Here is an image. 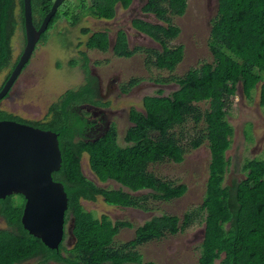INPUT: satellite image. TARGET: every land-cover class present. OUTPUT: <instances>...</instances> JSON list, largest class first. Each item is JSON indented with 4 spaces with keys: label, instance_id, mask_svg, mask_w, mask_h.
<instances>
[{
    "label": "trees",
    "instance_id": "16d2710c",
    "mask_svg": "<svg viewBox=\"0 0 264 264\" xmlns=\"http://www.w3.org/2000/svg\"><path fill=\"white\" fill-rule=\"evenodd\" d=\"M132 1L89 0L88 3L81 0L76 13L64 11L63 2L47 30L62 17L73 25L86 16L111 19L116 15L118 4L128 7ZM31 2L33 21L39 27L54 0ZM18 6L26 44L24 0H0V74L9 69L0 89L20 57L13 60L12 37L18 25ZM186 7L187 0H148L143 11L156 14L160 22L138 18L134 24L162 48L145 49L138 45L131 48L125 31H119L114 52L126 57L143 52L147 56V65L174 71L184 57V46L169 45V40L181 32V28L172 22L171 15L183 14ZM47 30L39 41L45 38ZM109 43L108 32L98 31L88 38L86 45L107 50ZM210 48L214 57L212 62L190 68L183 76H170L169 79L179 83L178 89L167 95L162 94L163 89L158 90V95H147L144 112L132 108L133 125L126 131V145L119 144L115 124L97 140L84 134L88 125L87 112L81 111L79 104L93 101L97 89L83 51L86 83L62 93L50 106L47 118H23L2 108L0 101V119L16 120L58 133L63 162L61 168L53 172V177L64 184L69 198L68 213L72 212L76 218L75 244L69 248L61 242L58 249L50 248L24 228L21 220L24 196L12 194L0 198V215L8 224L0 227V264H19L31 259H36L38 264H157L144 261L137 247L168 234H177L196 222L205 224L200 264H216L217 260L218 264H264V159L247 158L242 166L247 175L225 183L231 165L227 150L231 148L234 127L226 118L229 108L225 106L224 90L220 86L222 83L236 86L242 82L245 94L252 97V91L262 80L264 0H219ZM156 80L165 82L168 78L157 77ZM202 100H210V106L205 110L198 105ZM261 103L264 105V83ZM189 120L196 126L203 122L204 126L190 141L183 142L182 130L177 128L181 129ZM207 140L212 149V161L206 195L200 206L189 209L182 217L168 213L154 215L136 227L134 238L120 242L115 239L116 235L121 228L132 227L133 223L113 220L107 214L99 218L81 203L82 198L97 200L103 195L109 204L149 209L146 203L150 197L169 201L182 196L187 190L186 184L178 185L159 177L149 170V165L163 161L182 162L190 147L197 148ZM84 152L90 155L91 167L102 182L112 178L122 186L103 187L88 178L81 166ZM256 163L260 165L257 176L249 170L250 165ZM143 189L152 190L133 193Z\"/></svg>",
    "mask_w": 264,
    "mask_h": 264
},
{
    "label": "rangeland",
    "instance_id": "374dc122",
    "mask_svg": "<svg viewBox=\"0 0 264 264\" xmlns=\"http://www.w3.org/2000/svg\"><path fill=\"white\" fill-rule=\"evenodd\" d=\"M85 1L89 3V0ZM147 1L133 0L132 5L130 4L128 7L119 5L117 14L111 19L86 16L73 25L67 18H60L57 24L47 30L45 38L37 43L29 63L14 83L10 95L1 101V107L29 120L47 118L50 106L57 101L62 93L68 89H77L82 86L86 72L82 65L84 57L80 51H86L92 60L90 66L102 76L103 94H107L109 82L117 78L115 87L108 97L111 102L110 108L114 110L112 120L117 127V140L119 144L126 145L125 134L131 125L130 108L144 110V99L147 95H158L159 89H163L162 94L167 95L180 87L176 80L169 79L170 76H183L190 68L200 67L214 59L210 40L213 18L218 12L219 0H187V7L183 14L171 15L172 22L181 28V32L177 37L169 40V45L182 44L184 46V57L172 72L167 69H159L152 64L147 65L145 53L138 52L133 57H120L113 53L112 49L102 51L99 48L87 47L88 38L95 32H108L114 41L118 32L124 29L129 35L131 47L138 45L145 49H161L162 46L159 42L149 35L139 32L134 24V20L138 18L154 23L160 22L156 14L143 11L142 7ZM79 3L81 0H65L61 6L64 11L69 10L76 13L80 9ZM16 13L18 25L12 37L13 60L21 55L25 46L20 6L16 8ZM74 61L78 64H72ZM95 61H99V63H95ZM8 71L9 69L0 74V86L5 81ZM261 75L262 80L252 91V97L245 94L242 82H238L236 86L220 84L224 90L225 106L229 108L226 118L234 127L231 148L227 150L231 165L225 183H231L234 179H241L247 175L242 169L247 158L256 159L260 156L264 158L262 154L264 148V105L261 103L264 73ZM131 77H138L139 84L135 85L130 92L122 93L119 89L120 84ZM157 77L168 78V81H157ZM198 105L202 110H205L210 106V100H202ZM252 124L254 125L253 129ZM203 126V122L200 126H196L193 121L189 120L181 129H177L178 131L182 130L180 135L183 142H188L199 133ZM252 135L258 137L259 141L256 145L250 140ZM211 161L212 149L207 140L197 148L190 147L182 162L151 163L150 171L163 179L174 181L175 184H186L187 190L182 196L169 201L150 197L146 203L149 209L109 204L103 195H99L97 201H83V205L99 218L107 214L113 220L132 222V227L121 228L115 238L120 242L129 241L134 238L136 227L154 215L168 213L182 217L189 209L200 206L207 191ZM81 166L85 174L101 186L110 188L122 186L120 182L112 178L102 182L91 167L90 155L87 152L82 155ZM259 166L257 163L251 164L250 172L257 176ZM150 190L152 189H143L136 193L141 194ZM7 226L6 219L0 215V227ZM204 237L205 224L196 222L177 234H168L160 240L141 244L137 250L142 254L144 261H154L157 264H200L201 244ZM218 262L219 260L216 261V264ZM19 264L38 263L36 259H31Z\"/></svg>",
    "mask_w": 264,
    "mask_h": 264
},
{
    "label": "water",
    "instance_id": "95a60500",
    "mask_svg": "<svg viewBox=\"0 0 264 264\" xmlns=\"http://www.w3.org/2000/svg\"><path fill=\"white\" fill-rule=\"evenodd\" d=\"M64 0H54L50 11L37 27L33 21L31 0H24L26 44L10 76L0 89V101L30 61L41 35ZM63 162L59 135L11 119H0V198L21 194L25 198L22 223L30 234L58 249L64 238L65 213L69 198L53 172Z\"/></svg>",
    "mask_w": 264,
    "mask_h": 264
},
{
    "label": "flooded vegetation",
    "instance_id": "af4514ba",
    "mask_svg": "<svg viewBox=\"0 0 264 264\" xmlns=\"http://www.w3.org/2000/svg\"><path fill=\"white\" fill-rule=\"evenodd\" d=\"M132 3H133V1H132ZM132 3H131V5H132ZM119 5H121V4H118L117 5V8H118ZM116 14H117V11H116ZM120 31H125L126 36H127V39H128V43L130 45L129 35L126 32V30L121 29ZM139 32H140V30H139ZM118 34H119V32H118ZM118 34H117V36H118ZM117 36H116V38H117ZM41 37H42V35H41ZM109 39H110V43H109V48L108 49H112L113 53H115L114 52V44H115V40L116 39H114V41H112L110 35H109ZM134 47H131V48H134ZM107 50H102V51H107ZM83 52L85 53V56L88 58V69H89V72L96 79V89H97V92H96V97H94V100L93 101H88V102H84L82 104H79V108H80L81 111L88 112V114L85 115V117L87 118L86 120L88 122V125L86 126L87 128H86L84 134L88 138H90L92 140H97V139L102 138L104 135H106L107 132H109V130L113 126V124H115L113 122V120H112V115L114 113V110L112 108H110L111 102L109 100L108 95H110V92L112 91V89H114L115 83L117 82V78H114L113 80H111L109 82V84L107 86L108 87L107 94H103L102 93V86H103L102 76L100 74H97L94 71L93 67L90 66L92 60H91L90 56L88 55V53L86 51H83ZM80 53L82 54L81 51H80ZM139 53L143 54V52H139ZM135 54H133L131 56L133 57ZM120 57H126V56H120ZM95 63H99V61H95ZM135 80H137V81H135ZM86 81H87V74L85 73V78H84L83 84L86 83ZM139 81H140V79L138 77H131L127 81L122 82L120 84V88L119 89H121V92L122 93H128V92H130V90L135 85L139 84ZM11 91H12V89H11ZM11 91H10V93H11ZM10 93L5 98H7L10 95ZM132 108H134V107H132ZM132 108H130V110H129V119H130V122H131V125L130 126L133 125V122H132V120L130 118V111L132 110ZM135 109L138 110V111H143L144 112V110H139L138 108H135ZM251 126H252V129H253L254 128V125L252 124ZM250 140H252L255 143L254 145H256V143L259 141L258 140V137H255L253 135H252V138L250 137ZM262 154L264 155V148H263ZM259 158L260 159H264L261 156ZM83 172H84V170H83ZM84 174H85V172H84ZM88 178H90V177H88ZM90 179L93 180L95 183H97L94 179H92V178H90ZM125 188L126 187H124V189ZM136 192H138V191H136ZM136 192H133V193L136 194ZM83 201H97V200H87V199L82 198L81 199V203L82 204H83ZM124 207L131 208V206H124ZM132 208H137V207H132ZM66 212L68 213V209L66 210ZM66 216H67V218L65 219V225H64V238H63L62 242H64L69 248H71L75 244V242H76V236L74 235V232H73V229H74V226H75V222H76V218H75V216H74V214L72 212H69L68 214L65 213V217ZM72 242H74L73 245H72ZM52 263L53 264H60V263H57V262H52Z\"/></svg>",
    "mask_w": 264,
    "mask_h": 264
}]
</instances>
